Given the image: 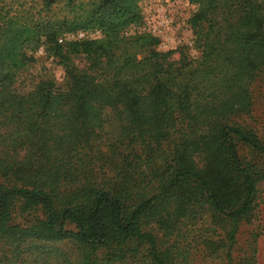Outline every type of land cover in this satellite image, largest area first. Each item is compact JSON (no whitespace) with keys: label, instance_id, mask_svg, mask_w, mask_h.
I'll list each match as a JSON object with an SVG mask.
<instances>
[{"label":"trees","instance_id":"obj_1","mask_svg":"<svg viewBox=\"0 0 264 264\" xmlns=\"http://www.w3.org/2000/svg\"><path fill=\"white\" fill-rule=\"evenodd\" d=\"M141 1L90 0L84 23L71 26L11 15L0 3V235L79 252L55 264H171L155 232L197 217L215 219L234 243L264 179V136L241 123L264 80V0H189L193 25L214 16L200 60L156 53L144 35L124 40L146 48L134 69L137 51L126 66L108 48L140 21ZM62 3L73 0H41L45 9ZM87 28L104 37L70 47L94 58L92 71L69 70L66 89L44 76L17 87L43 38L56 45ZM104 143L96 172L88 153Z\"/></svg>","mask_w":264,"mask_h":264},{"label":"rangeland","instance_id":"obj_2","mask_svg":"<svg viewBox=\"0 0 264 264\" xmlns=\"http://www.w3.org/2000/svg\"><path fill=\"white\" fill-rule=\"evenodd\" d=\"M0 3L11 15L17 12L26 18H33V22L37 21V23L48 20L60 22L66 18L69 19L66 25L71 26L84 23L90 0H73L70 6L62 3L49 9L42 8L41 0H0ZM196 10L197 6L189 0H143L138 4L140 21L126 27L122 31L123 42L112 45L108 50L120 56L119 62L126 66L131 61L129 55L137 51L136 62L128 66V68L136 69L137 62L144 57V53L140 52H144L146 48L144 46L140 48L133 43L125 45L124 40L132 41L136 37L148 35L157 41L148 49L167 55L172 60L185 57L198 62L214 16L205 22L193 25L190 19ZM78 32L85 34L84 39L98 41L104 37L100 30L87 28L62 33L63 41L61 43L58 41L56 45L45 42L46 39L43 38L39 47L32 52V62L20 74L17 87L30 86L44 76L51 78L57 87L66 89L69 84L67 74L69 70H77L80 74L92 71L94 58H88L79 50L76 52V48L70 47V44L79 41L73 38V35ZM55 50H57L56 53ZM60 54L65 55L68 60L61 61ZM28 55L31 56V52H28ZM241 123L257 136H264V80L257 82L252 89V111L250 115L241 118ZM113 126H116V120L111 119L105 125L102 135L106 136ZM105 145V143L102 146L94 144L97 149L93 148L88 153L94 167L93 171L97 172V169L103 165L102 155L107 153ZM240 152L248 159L253 158L245 147L241 146ZM1 184L3 179L0 176ZM196 219L180 222L171 232H168V235L155 232L163 248L169 251L171 264H240L251 256H254V264H264V179L257 184L252 211L248 219L240 222L234 243L223 240L226 237L225 228L220 227L215 219L206 217L202 222ZM150 226L153 228V225ZM33 243H36L35 248H32ZM44 248L59 250V252L44 254ZM78 254L76 248L68 243L35 241L19 245L7 241L0 235V264H55L64 259L73 263L77 260ZM142 261V259H136L117 264H141Z\"/></svg>","mask_w":264,"mask_h":264},{"label":"built area","instance_id":"obj_3","mask_svg":"<svg viewBox=\"0 0 264 264\" xmlns=\"http://www.w3.org/2000/svg\"><path fill=\"white\" fill-rule=\"evenodd\" d=\"M73 38L80 41L85 38V34L83 32H78L75 35H73ZM58 41L59 43H61L63 40L60 38Z\"/></svg>","mask_w":264,"mask_h":264}]
</instances>
